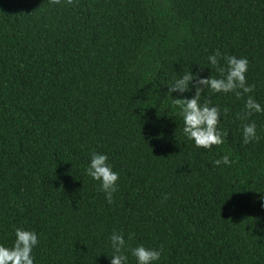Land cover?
I'll return each mask as SVG.
<instances>
[{
	"label": "trees",
	"instance_id": "obj_1",
	"mask_svg": "<svg viewBox=\"0 0 264 264\" xmlns=\"http://www.w3.org/2000/svg\"><path fill=\"white\" fill-rule=\"evenodd\" d=\"M217 50L246 57L254 87L202 97L226 109L207 150L165 94ZM247 95L264 105V0H0V243L22 227L37 264H109L115 229L157 264H264V114L243 144ZM93 151L120 174L111 205Z\"/></svg>",
	"mask_w": 264,
	"mask_h": 264
},
{
	"label": "clouds",
	"instance_id": "obj_2",
	"mask_svg": "<svg viewBox=\"0 0 264 264\" xmlns=\"http://www.w3.org/2000/svg\"><path fill=\"white\" fill-rule=\"evenodd\" d=\"M59 2V0H54ZM223 60V64L220 61ZM211 67L210 74L205 77L199 72H183L167 84L166 96L176 94L173 103L179 107V115L183 120L182 132L184 136L193 141L197 148L211 150L214 145L225 142L226 133L219 127L221 117L226 112L219 105H212L208 99L209 93H234L238 98L253 91V85L246 81L249 61L246 57L221 54L217 50L207 57ZM215 68L219 76L212 74ZM191 93V95H186ZM253 114H264V105L258 102L252 95H247L243 110L238 118L247 121L242 124V143L249 144L258 139L257 124L249 121ZM163 135V134H161ZM230 153L225 154L213 163L215 166H231L233 161ZM85 174L93 181L98 182L99 191L109 205L114 202V193L118 191L120 174L113 169L107 153L93 151L89 154V162ZM264 193V192H259ZM261 209H264V194L259 196ZM15 239L9 247L0 243V264H37L35 250L39 247V236L35 230L16 227ZM131 233L125 238L124 232L113 230L108 237L111 254H107L109 264H129V254L135 259V264H157L162 255V249L145 247L138 244L128 247V241L132 240Z\"/></svg>",
	"mask_w": 264,
	"mask_h": 264
}]
</instances>
